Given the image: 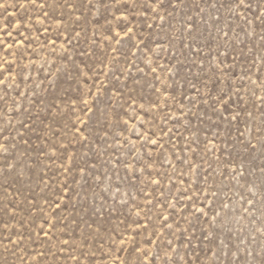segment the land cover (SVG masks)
<instances>
[{"label": "rangeland", "instance_id": "374dc122", "mask_svg": "<svg viewBox=\"0 0 264 264\" xmlns=\"http://www.w3.org/2000/svg\"><path fill=\"white\" fill-rule=\"evenodd\" d=\"M0 264H264V0H0Z\"/></svg>", "mask_w": 264, "mask_h": 264}]
</instances>
